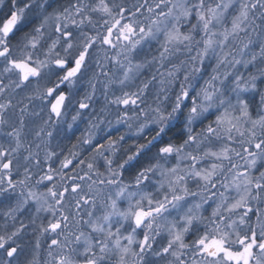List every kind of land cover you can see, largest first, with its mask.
<instances>
[{
  "label": "snow or ice",
  "instance_id": "obj_1",
  "mask_svg": "<svg viewBox=\"0 0 264 264\" xmlns=\"http://www.w3.org/2000/svg\"><path fill=\"white\" fill-rule=\"evenodd\" d=\"M0 264H264V0H0Z\"/></svg>",
  "mask_w": 264,
  "mask_h": 264
},
{
  "label": "flooded vegetation",
  "instance_id": "obj_2",
  "mask_svg": "<svg viewBox=\"0 0 264 264\" xmlns=\"http://www.w3.org/2000/svg\"><path fill=\"white\" fill-rule=\"evenodd\" d=\"M83 127V125H81V128Z\"/></svg>",
  "mask_w": 264,
  "mask_h": 264
}]
</instances>
